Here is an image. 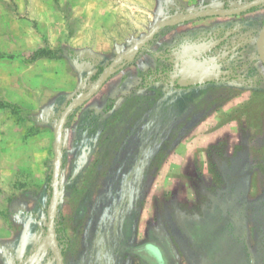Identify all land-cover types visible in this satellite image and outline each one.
Returning <instances> with one entry per match:
<instances>
[{
	"label": "rangeland",
	"instance_id": "374dc122",
	"mask_svg": "<svg viewBox=\"0 0 264 264\" xmlns=\"http://www.w3.org/2000/svg\"><path fill=\"white\" fill-rule=\"evenodd\" d=\"M247 1L0 0V264H57L46 216L65 105L156 22ZM263 23L264 2L164 26L69 113L64 264H264ZM194 53L225 80L160 81Z\"/></svg>",
	"mask_w": 264,
	"mask_h": 264
},
{
	"label": "water",
	"instance_id": "95a60500",
	"mask_svg": "<svg viewBox=\"0 0 264 264\" xmlns=\"http://www.w3.org/2000/svg\"><path fill=\"white\" fill-rule=\"evenodd\" d=\"M262 2H264V0H249L247 2L229 8L205 7L194 11H190L188 13L182 14L177 17L167 18L156 22L132 46L128 47L121 53L117 54L111 60V62L101 71L95 83L89 89L82 92L81 94L70 100L65 105V107L63 108L57 119L54 129L55 130L54 143H53L54 160L52 163V170L50 175L51 189H50V198H49V204H48L47 216H46V233L52 253L54 255L57 264H64L63 256L59 249L55 235L54 223H55V216L59 201V173H60L61 158H62V151H61L62 130H63L64 122L67 119L69 113L74 108L84 103L92 95H94L103 85V83L107 80V78L116 70L119 64L123 62L126 58L134 55L160 28L168 25H174L181 22H185L198 17L235 15L247 11L248 9L257 6ZM256 51L258 58L264 67V23L258 33V37L256 40Z\"/></svg>",
	"mask_w": 264,
	"mask_h": 264
},
{
	"label": "trees",
	"instance_id": "16d2710c",
	"mask_svg": "<svg viewBox=\"0 0 264 264\" xmlns=\"http://www.w3.org/2000/svg\"><path fill=\"white\" fill-rule=\"evenodd\" d=\"M189 49L192 50L193 52L199 51L198 47H193ZM206 52L208 53V51H205V54ZM42 53L46 54L43 50H40L38 52V54H42ZM178 53L180 52H177V54ZM196 58H197V55L194 53L192 55L191 61L190 59L188 60L190 61L189 63H186V65H183V63H181L179 67H177V69L175 68L174 63H171V65L173 66L172 69L175 68L174 70L175 72H177V76L174 78H169V79L167 78L165 80L160 79V81H165L172 87H182L183 88V87H190V86L199 85V84L208 83V82L225 80L220 74L221 63L219 64L218 61H212V60L206 59L205 62H200L192 67L191 63L193 62L195 64L196 63L195 61H197ZM191 76H194V77L191 78ZM54 229H55V235H56L59 249L63 253L68 244L67 237L64 235V233H61L55 228V223H54ZM158 252L160 253L159 250ZM156 261L157 262L161 261V254H160V260H158V258L156 257Z\"/></svg>",
	"mask_w": 264,
	"mask_h": 264
},
{
	"label": "crops",
	"instance_id": "0c3cea01",
	"mask_svg": "<svg viewBox=\"0 0 264 264\" xmlns=\"http://www.w3.org/2000/svg\"><path fill=\"white\" fill-rule=\"evenodd\" d=\"M226 126H229V125H227V124H222V125H220V126H217L215 129H211V133H209V135L212 137L213 135H215L214 136V139H212L211 141L212 142H216V141H218V140H222V139H224V138H221L222 137V130L224 129V128H226ZM210 141V142H211Z\"/></svg>",
	"mask_w": 264,
	"mask_h": 264
},
{
	"label": "flooded vegetation",
	"instance_id": "af4514ba",
	"mask_svg": "<svg viewBox=\"0 0 264 264\" xmlns=\"http://www.w3.org/2000/svg\"><path fill=\"white\" fill-rule=\"evenodd\" d=\"M180 74V73H178ZM144 248L151 254L155 255L158 260H160V253L158 252L157 248L154 247L152 244H148L146 246H144ZM62 253V252H61Z\"/></svg>",
	"mask_w": 264,
	"mask_h": 264
}]
</instances>
